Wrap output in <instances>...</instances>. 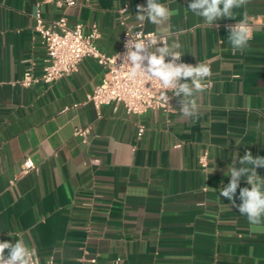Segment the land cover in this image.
Wrapping results in <instances>:
<instances>
[{
	"label": "crops",
	"instance_id": "obj_1",
	"mask_svg": "<svg viewBox=\"0 0 264 264\" xmlns=\"http://www.w3.org/2000/svg\"><path fill=\"white\" fill-rule=\"evenodd\" d=\"M76 1L65 12L69 25L88 33L97 24L107 56L122 44L119 11L128 6L136 23V6H146ZM38 2L0 0V240L23 239L41 264H264V234L219 194L236 154L264 157V0H249L218 27L191 12L190 0H159L178 10L163 26L168 43H180L185 62L211 67L199 119L183 117L177 98L170 115H128L121 104L97 110L87 97L106 71L93 59L53 84L22 88L26 69L33 63L39 75L46 60L35 32ZM41 10L48 22L63 14L54 5ZM245 13L250 47L234 54L225 26ZM87 127L84 144L74 131ZM28 157L37 169L24 174Z\"/></svg>",
	"mask_w": 264,
	"mask_h": 264
},
{
	"label": "clouds",
	"instance_id": "obj_2",
	"mask_svg": "<svg viewBox=\"0 0 264 264\" xmlns=\"http://www.w3.org/2000/svg\"><path fill=\"white\" fill-rule=\"evenodd\" d=\"M248 2L249 0H190L187 8L196 16L202 17L209 26L218 27L217 22L220 20H236V10L246 7ZM136 8V19L141 24L148 21L157 26L158 31L150 32L146 37L138 32L136 38H130L125 43L122 59L128 65L129 79L157 81L165 90L159 95L162 104L168 105L172 98H177L183 117L199 119L201 113L197 97L208 87L206 81L212 76L211 67L203 62L196 65L182 62L180 43H168L164 35L167 30L163 26L178 14V10L161 4L159 0H146V6L138 4ZM225 27L234 54L250 47L252 30L246 13L235 25ZM260 168H264V157L253 156L250 151H246L243 156L236 154L229 169V183L223 185L219 194L247 218L253 232L264 234V176L259 175L257 169ZM242 178H245L248 186L241 188ZM237 199L239 204L236 203ZM0 264H38V253L23 239H16L14 243L0 241Z\"/></svg>",
	"mask_w": 264,
	"mask_h": 264
},
{
	"label": "built area",
	"instance_id": "obj_3",
	"mask_svg": "<svg viewBox=\"0 0 264 264\" xmlns=\"http://www.w3.org/2000/svg\"><path fill=\"white\" fill-rule=\"evenodd\" d=\"M141 1L146 2V0ZM43 5H54L63 14L48 22L41 10ZM76 5V0H39L35 13V32L46 50L45 65L42 73L37 75L32 63L26 69L24 78L19 82L20 86L30 88L39 84H53L64 77L77 73L84 60L93 59L106 71L102 83L87 97V101L93 104L97 110L103 106L121 104L128 115H140L148 110L161 111L167 115L172 114L175 110V98H172L168 105L162 104L159 101V95L165 90L159 86V83L129 79L128 65L123 63L122 56L127 40L136 38L138 32L142 33L143 37L150 33L145 30L144 23L132 22L129 7H123L119 11L118 18L120 25L125 30L122 44L115 55L107 56L97 45V41L101 38V31L97 24H93L88 33L81 23L74 26L69 25L65 12ZM249 26L252 30V25L249 24ZM182 62L187 63L184 60ZM168 94L172 95L171 92ZM67 109L65 108L64 111ZM145 130L144 126L139 127L137 134L139 139L143 137ZM90 135L89 127L76 128L74 131V136L84 144L90 141ZM91 163L97 165L99 160H92ZM200 165L203 168L207 167V153L200 158ZM36 169L35 162L29 157L26 158L22 164V173L26 174ZM95 263L96 260H91V264ZM38 264H41L39 259ZM115 264H121L120 258L116 260Z\"/></svg>",
	"mask_w": 264,
	"mask_h": 264
}]
</instances>
